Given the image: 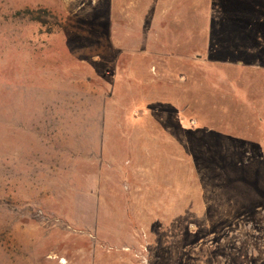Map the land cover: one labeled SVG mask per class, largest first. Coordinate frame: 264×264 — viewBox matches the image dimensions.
<instances>
[{"label":"rangeland","instance_id":"rangeland-1","mask_svg":"<svg viewBox=\"0 0 264 264\" xmlns=\"http://www.w3.org/2000/svg\"><path fill=\"white\" fill-rule=\"evenodd\" d=\"M257 2L0 0V264H264Z\"/></svg>","mask_w":264,"mask_h":264},{"label":"trees","instance_id":"trees-1","mask_svg":"<svg viewBox=\"0 0 264 264\" xmlns=\"http://www.w3.org/2000/svg\"><path fill=\"white\" fill-rule=\"evenodd\" d=\"M41 14H46V11L33 12L26 9V10L17 11L14 17L20 19H29L31 21H36L44 24L45 22L43 21L42 19L43 17L41 16Z\"/></svg>","mask_w":264,"mask_h":264},{"label":"crops","instance_id":"crops-1","mask_svg":"<svg viewBox=\"0 0 264 264\" xmlns=\"http://www.w3.org/2000/svg\"><path fill=\"white\" fill-rule=\"evenodd\" d=\"M256 1H258L259 3H260V0H256ZM257 2V3H258ZM258 6H261L260 4H257ZM258 6H256V7H258ZM256 7H253V8H256ZM233 13H235V11H233Z\"/></svg>","mask_w":264,"mask_h":264}]
</instances>
